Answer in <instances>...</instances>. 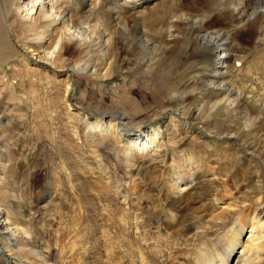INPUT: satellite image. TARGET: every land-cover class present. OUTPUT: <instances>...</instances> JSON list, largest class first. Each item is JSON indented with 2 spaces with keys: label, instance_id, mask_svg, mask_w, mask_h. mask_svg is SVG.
Segmentation results:
<instances>
[{
  "label": "rangeland",
  "instance_id": "rangeland-1",
  "mask_svg": "<svg viewBox=\"0 0 264 264\" xmlns=\"http://www.w3.org/2000/svg\"><path fill=\"white\" fill-rule=\"evenodd\" d=\"M73 1L75 6L79 3V0ZM87 1L90 5L91 0ZM123 1L101 0L102 8L114 2L111 6L117 7L116 14L123 15L129 10L131 18L127 28L130 32L139 28L133 21L135 17L146 19L147 31L152 26H168L173 18L166 14L177 5L176 2L168 8L170 4L165 1V6H158L160 1L142 8L144 0H127L126 4ZM16 2L10 21L15 23L17 33L35 24L46 23L39 11L41 5L51 4L48 0H38L34 4L33 14L29 0ZM205 2L204 7L208 4L207 13L211 14L208 19L211 20L217 12L216 6L207 3L209 0ZM121 5H124L123 8ZM201 5L197 3L199 8L203 7ZM156 7L159 8L151 15L149 12ZM86 9L78 11L82 16L74 12V19L89 33L91 31L89 35L94 39L92 46L98 41L99 33L96 32L106 30L108 20L107 16L101 17L99 8ZM61 15L66 18L72 15L69 6L62 8ZM23 25L28 28L20 29ZM215 26L219 27L220 24L216 23ZM242 29H238L241 31L238 41L249 49L234 61L237 70L235 74L228 75L226 81L229 85L235 86L238 82L246 86L252 76L260 79L264 88L261 69L258 66L255 68L252 62L245 63L249 58L264 66L263 55L254 48L258 38L249 36ZM20 34L23 36L18 34V38L15 34L12 38L0 37L3 47L0 56H4L3 59L0 57V202L2 210L6 212L4 215L17 218L22 225L29 227L26 234L31 232L30 236L20 234L13 237L31 242V236H36V245L38 242V247L44 248L50 255L49 264H111L112 260L107 258L108 249L114 252V263H119L120 257L125 262L133 254L135 240H140L139 232L136 234L132 225V213L137 209L139 213L144 207L138 202L141 191L144 195L142 200L154 204V211L145 210L143 217L145 221L154 223L152 226L155 227L144 228L140 225L142 231H148L147 240L154 241L158 230L168 229L166 214L170 211L181 217L171 233L179 236L181 244L186 243L184 232L188 226L200 222L197 216L189 215L197 213L199 216L213 209L215 196L223 194L225 190L221 180L211 179L210 170L216 171L219 167L232 170V181L240 176L242 169L236 160L226 161L221 156L211 157V154L204 153L207 149L212 152L213 148H209L207 141L201 138L203 135L198 133L199 130L218 128V114H231L232 111L222 109L223 102L214 105L213 102L217 101L214 93L201 84L199 73L202 71L191 54L186 56L182 53L183 44L174 42L178 38L161 39V33L157 34L160 37H156L155 43L161 46L165 40L169 48L159 51L156 57H147L145 52L137 49L139 44L135 41L139 35L136 32L126 34V37L118 32L113 42L114 54L110 55L115 65L105 80H97L91 76L93 68H97L101 74L106 67L101 63V47L88 46V49L86 45L77 44L76 40L70 41L66 36L59 47H62L68 75L75 87L74 91L68 92L67 79L57 77L62 70L60 66L40 62V66L34 68L32 63L23 61L13 68L10 62L16 61V57L4 60L11 45L23 51L22 42L25 40L31 49L26 50L28 54L33 49L43 50L37 45V30ZM55 37L51 34L43 40L51 44L49 39ZM58 50L57 47L55 53ZM216 55L221 58L222 51ZM85 64L89 69L83 68ZM74 65L78 70L72 68ZM221 65L222 62L217 66ZM185 73L189 76L185 77ZM171 90H174L173 93H170ZM258 99H264V92ZM120 120L127 123V130L133 133L138 130L147 133L145 131L167 122L164 126L165 136L159 146L148 153L134 152L135 163L128 162L129 157H125L121 150L122 143L117 142L121 137ZM102 129L105 132L99 131ZM171 152L175 155H171ZM189 157L199 160L192 174H187L196 180L189 193L185 192L178 198L166 185L169 171H172L168 165L173 158L185 165ZM127 165L133 167L128 178L123 174V168H127ZM253 171L251 168L248 177L242 179L230 195L237 199L239 209L242 201L255 196L252 192ZM124 194H128L127 199ZM6 238L0 242H10L11 239ZM27 257L36 261L40 259L31 254ZM146 257L149 261L153 260V264H165L163 255L151 256L150 252H146ZM0 264L4 263L0 260Z\"/></svg>",
  "mask_w": 264,
  "mask_h": 264
},
{
  "label": "bare ground",
  "instance_id": "bare-ground-1",
  "mask_svg": "<svg viewBox=\"0 0 264 264\" xmlns=\"http://www.w3.org/2000/svg\"><path fill=\"white\" fill-rule=\"evenodd\" d=\"M16 1L0 0V37L12 38V35L15 34V37L18 38V34L23 36L20 33L37 30L39 32L36 38L38 41L37 45L43 50L37 51L33 49L29 52L31 56L28 57L29 54L26 50L30 49V46L26 45V40L22 42L23 51L13 45L10 46L11 49L8 48L9 51L6 47L5 49L8 52H6V59L4 60L8 61L16 57V61L10 62L11 67L23 61L32 63L34 68L39 67L40 62H49L51 63L50 65L60 66L62 70L58 74L55 71L54 75L57 74V77L67 79V91L72 92L75 90L74 83L70 81L66 59L62 55V47L61 49L59 47L63 37L67 36L70 41L76 40L77 44L86 45V47H101L100 52L103 59L101 63L103 67H106L101 74H99L97 68H93L91 76H94L97 80H105L108 72L115 65L110 60V55L114 54L113 42L118 32L121 35H125V37L126 34L136 32L139 35L135 41L139 44L137 49L145 52L147 57L153 55L156 57L159 51H165L168 47L165 40L161 46L155 43L156 37H160L157 34L162 33L161 39L167 37L178 38L174 42L183 44L184 50L182 53L186 56L191 54L194 62L202 71L199 73L201 84L207 86L214 93L213 97L217 100L213 102L214 105H217L218 102H223L222 109L232 111L231 114L230 112L229 114H218L219 120L216 121L219 125L218 128L211 131L200 129L198 133L203 135L201 138L207 141L209 148H213L212 152L207 149L204 152L206 155L209 153L211 157L219 158L221 156L226 161L233 159L238 163L240 162L242 167L239 173L240 176L230 181L232 170H227L225 167H219L218 170L215 169L216 171L210 170L212 171L211 179L221 180L224 183V193L215 196L216 202L213 205V209H209L199 216L197 213L189 215L190 217L197 216L200 222L193 226H188L184 232V241L186 242L184 244L179 242L180 238L178 235L171 233L172 227L179 222L178 220L181 217H177L174 212L170 211L166 214L168 229L166 231L158 230L157 236L153 239L154 241L147 240L148 231L147 229L142 231L140 225L144 228L155 227L152 226L154 223L145 221L143 217L146 213L145 210L154 211L152 207L154 204L149 200H142L144 195L143 192L139 191L138 202L144 207L139 213H137L138 209L133 211L132 220L134 222L132 225H134L135 233L139 232L140 240H135L133 254L125 262H122L120 257L119 263H114L116 258L114 252H112V249H108L109 255L107 258L112 260L111 264H153L152 257L150 258L152 261H149L146 257V252H150L151 256L163 255L165 264H264V99L261 101L258 99L264 92V88L260 79L252 76H250L251 80L246 86L238 82L235 86L229 85V82L226 81V77L237 70L234 61L237 60L244 50L249 49L239 43L238 36L241 31L238 29L243 28L242 30H246L249 36L258 38V44L254 48L263 55L261 58L264 60V0H209L207 3L215 5L217 11L211 20L208 19L211 17V14L207 13L208 4L204 7V3L207 0H144L142 8L145 5L157 4L160 1L162 2L158 6L161 4L165 6V1L170 4H168V8L173 7L176 2L177 5L166 14L173 18L168 23V26H152L151 30L147 31L146 19L132 18L135 25L137 24V27H139H135V32H130L127 28V23L129 18H131L128 13L129 10H126L123 15L116 14L117 7L111 6L114 5V2L102 8L101 0H91L89 2L90 5L87 4V0H79L76 6L73 0H48L51 4L41 5L39 11L40 17L46 20V23L42 25L35 24L23 32L18 31L19 33L14 30L15 23L10 21L11 12L17 3ZM37 1L29 0L32 14L34 12V4ZM123 2L126 4L127 0ZM198 2L203 7L199 8L197 6ZM73 5L74 8L72 7ZM65 6H69V11L72 13L67 18L61 15L62 8H65ZM123 6L121 5L122 8ZM87 7L88 9L99 8L101 17L107 16L108 20L106 30L102 31L98 28L99 30L96 32V34L99 33L98 41L92 46L94 39H92L93 36L89 35L91 31L89 33L87 29L77 24L74 19V12L77 16H82V14H78V11H84ZM158 8L156 7L149 13L152 15ZM134 9L136 10V7ZM76 15L75 17H77ZM216 23L220 24V26L216 27ZM24 26H20V29L28 28ZM42 28L45 29L42 30ZM94 30L97 29L95 28ZM181 30V33H176V31ZM51 34L56 37L49 39L51 41L50 44L43 39ZM180 37L181 39H179ZM54 44L55 48L53 50ZM1 47L2 45H0V55L3 54V47L2 49ZM57 47L59 50L55 53ZM221 51V58H218L216 54L218 52L221 53ZM0 57L3 59L4 56ZM247 59L245 63H254V67L258 66L264 73V66H260L261 63L256 62L254 59ZM221 62V67L217 66ZM72 68L78 70L76 65L72 66ZM83 68L89 69V66L85 64ZM79 69L81 70L82 68L79 67ZM214 72L216 73L214 74ZM187 76H189L188 73H185V77ZM173 91L171 90L170 93H173ZM166 123L156 125L155 128L145 131L147 133H143L141 130L133 133L127 130L128 124L120 120L119 132H121L122 138L120 137L117 142L122 143L121 150L124 151L125 157H129L127 161L135 163L133 153L136 151L148 153L151 149L159 146L160 140L165 136L164 126ZM184 124L187 126V123ZM229 124L232 126H227ZM93 126L94 124L91 125V128ZM99 131L105 132V129ZM167 151H169V148ZM170 154L175 155L173 152ZM186 161L185 165H181L176 158H173L168 165L172 171H169L170 174L167 176L166 185L170 192L178 198L191 190L196 180L194 176L187 174H192L195 165L199 164V160L196 157H189ZM126 167L123 168V174L128 178L131 177L130 173L133 171V167L131 168L128 165ZM251 168L254 170L252 174L254 180L252 192L255 196L247 201H242V207L239 209L240 206H238L237 199L235 197L231 198L230 195L234 193L240 181L245 179L246 176L248 177L247 173H249ZM197 175L200 176L201 174L198 172ZM124 196L127 199L128 194H124ZM2 208V203L0 202V241L6 237L11 240L10 242H0V260L4 264H49L50 255L44 248L38 247V242L36 245V236H31V242L30 240L21 241L20 237H13L20 234L30 236L31 232L26 234L29 227L25 224L22 225L20 220L14 219L10 214L4 215L5 211ZM244 211L247 212L244 216H241ZM139 220L140 224H138ZM28 254L40 259L37 261L34 258V260L29 259L27 257Z\"/></svg>",
  "mask_w": 264,
  "mask_h": 264
}]
</instances>
